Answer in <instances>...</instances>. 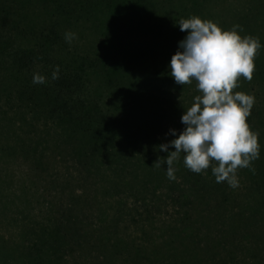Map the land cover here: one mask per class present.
Listing matches in <instances>:
<instances>
[{
    "label": "trees",
    "instance_id": "1",
    "mask_svg": "<svg viewBox=\"0 0 264 264\" xmlns=\"http://www.w3.org/2000/svg\"><path fill=\"white\" fill-rule=\"evenodd\" d=\"M219 3L0 0V120L25 137L17 145H3L1 151L30 159L31 169L46 176L50 163L47 150L54 152L66 144L81 170L98 174L110 170L118 177L113 179L115 185L129 183L124 180L127 175L140 182V171H145L151 177L146 184L152 182L155 189V183L159 186L167 178V165H155L168 154L159 146L171 140H158L162 120L167 111V117L181 120L184 108L199 94L195 81L177 85L168 68L179 41L187 35L177 24L181 18L199 16L225 30L239 25L246 35L258 38L261 47L254 58L253 78L248 81L240 77L233 92L264 100V0H243L240 9L225 7L221 12L215 10ZM225 10L232 24L222 14ZM66 32L76 34L71 42L65 40ZM57 66L58 78L52 79ZM34 73L44 75L46 83L33 84ZM162 89L169 96L165 101L160 99ZM260 108L251 109L246 118L258 133L259 158L244 171L250 180L244 185V193H237L226 182L217 183L210 167L199 174L190 171L184 166L183 154L180 163L173 165L177 167L175 179L169 183L178 222L165 231L159 244L147 245L135 238L106 239L103 227L76 214L75 205L81 199L67 205L42 196L34 199V205L27 183L21 185L24 204L12 215L10 208L16 206V200L4 194L2 181L0 190L6 197L1 198L0 224H13L17 229L10 236L0 233V264H97L84 260L94 251L97 253L92 257L100 264H263L264 120ZM128 111L133 118L141 112L143 122L123 130ZM141 129L142 137L137 136ZM51 130L58 137L45 142L44 135ZM148 165L156 169L155 174L148 171ZM34 185L37 187L38 181ZM55 185L52 181L50 186ZM50 186H44V193ZM41 201L46 203L39 206ZM120 202L123 206L124 201ZM229 203L237 209H231L235 215L228 212L227 218L238 217L237 223L248 225L239 230L231 222L229 231H221L218 243L210 240L201 244L196 223L211 220L220 209L227 212ZM35 207L37 212L32 210ZM145 222L152 224L153 220ZM96 231H101L97 238ZM147 233L148 239H155L144 229L143 234ZM243 236L249 237V244L242 241ZM183 239L189 242L184 244Z\"/></svg>",
    "mask_w": 264,
    "mask_h": 264
},
{
    "label": "rangeland",
    "instance_id": "2",
    "mask_svg": "<svg viewBox=\"0 0 264 264\" xmlns=\"http://www.w3.org/2000/svg\"><path fill=\"white\" fill-rule=\"evenodd\" d=\"M219 2L220 3L215 6V10L220 12L225 7L240 9L243 4V0H219ZM222 14L224 16L226 15L228 21L227 23L232 24V18L227 15V10L222 12ZM239 34L241 36L246 35L242 31H240ZM262 55L264 56V49L262 51ZM169 88L172 89L175 94L176 88L174 85H171ZM164 91L165 90L162 89L160 93L161 101H165V99L169 98L168 93H165ZM180 94L181 92L178 93L179 101L182 100ZM164 105L166 106L167 104ZM257 105L261 107V116H263L264 120V100L255 98L251 109L255 108ZM164 111H166V109ZM126 116L127 120L123 130H127L130 125H132L131 129H133L135 125H141L143 122L141 112L136 113L133 118L132 115H129L128 111ZM167 116L168 111L166 112L165 118L162 120L164 123L162 124V127H160L163 131L161 134H157V137L159 138L158 140H161L162 138H171L172 140L176 137L171 135L170 130L175 129L177 134L183 130L181 120L175 117ZM146 129L148 132L150 131V129ZM159 130L160 129L157 128L156 133L159 132ZM154 131L155 129L153 132ZM143 132V129L139 130L137 136L140 134L142 137ZM21 134L22 132L16 127H11L7 122L0 120V147L5 144L17 145L18 143H22L25 137ZM44 137L46 138L45 142L51 143L58 137V135L54 133V130H51L50 134L44 135ZM153 145L156 146L154 143ZM147 146L152 148L148 144ZM133 149L135 151V149H139V146ZM143 150L145 151L142 147V151ZM47 152L50 158V163L47 171L48 173L44 176V173L39 175L35 172V170L31 169L32 164L30 159H25L23 156H20V154L3 152L0 149V183L3 181L1 184L3 189L5 188V190H3L4 194L6 196L9 195L16 200V206L10 208L12 215H16L24 204L21 185L23 183H27L31 187L29 199L33 201L34 205V199L36 197H39L40 199L50 198L53 201L63 202L67 205H73L77 199H81V201L75 205V210L77 211L76 214H78L81 218L91 221L96 226L103 227L101 231L106 232V239L109 236L112 241L116 239L135 238L139 242H147V245L152 244V242L159 244L161 243L160 241L165 238L164 234L167 232L166 230H168L172 224H177L178 221L176 218H178V208L174 206L176 204L172 200V196L174 194L172 192L173 186L169 185L170 180L168 178L163 179L165 181L159 184V186L155 183L154 189L152 182L146 184V181L151 179V177L149 178L150 174L148 175L145 171H140V182H138V180L133 181L131 175H127L124 177V180L127 182L130 181L129 183L115 185L113 179H118V177L113 176V173L110 170L105 171L104 169L102 172L103 174H98L95 170L91 173L81 170L80 166L78 167L77 162L73 159L71 150L66 144L65 148L61 145L54 152H52L51 148L47 150ZM137 155H140V153ZM182 155L183 153L180 154L179 158L174 162V165H178L180 163ZM166 156L167 154H164L161 158L164 159ZM151 163H153V161H151ZM174 168L177 167L174 166ZM209 169H211V166ZM246 169L247 168H238L237 170V178L239 182V186L235 188L237 189V193L243 194L245 191V183H250V180L247 179V176L245 175L246 172H244ZM152 170H154L152 173L155 174L156 169H154L152 165H148V171ZM43 178L47 181V183H49V186L52 181L56 183L55 186H50V190L47 191V193H44L43 191L44 186L47 184ZM37 181L38 186L36 187L34 184H36ZM6 196H3L2 190H0V204L2 203L1 198H5ZM121 200L125 202H122L123 206H121ZM41 202L39 206H41L45 201ZM232 203L234 204V202ZM228 205L229 206L227 207L229 210L227 212H223L222 209H220L216 212L217 214L211 218V220L196 223L199 228V239L197 240H199L201 244L205 245L206 242L210 240L218 243L221 237V231L223 229H225L223 232L229 231L232 223L240 227L238 228L239 230L248 225L244 222L237 223L238 217L235 219H228L226 214L231 212L232 215H235V212L231 211V209H237L235 205L231 208V203ZM32 210L33 212L38 211L36 207ZM152 220V224H148L146 222L144 223V221L151 222ZM143 225H145V227H143ZM16 229V225L13 224H7L6 222L0 224V233L5 236H10V234ZM144 229H147V232L150 231L153 233V237L155 239H148L149 234H143ZM101 231H96L94 237L97 238ZM241 239L246 244H249L250 242L249 237L247 236H243ZM183 242L185 244L189 241L183 239ZM146 248L147 250H150L149 246H146ZM96 253L97 251H94L92 255ZM92 255L88 254L87 258L83 259L87 263L94 261L97 264H100L98 263L100 260L97 257H92Z\"/></svg>",
    "mask_w": 264,
    "mask_h": 264
},
{
    "label": "clouds",
    "instance_id": "3",
    "mask_svg": "<svg viewBox=\"0 0 264 264\" xmlns=\"http://www.w3.org/2000/svg\"><path fill=\"white\" fill-rule=\"evenodd\" d=\"M177 24L187 35L170 59V76L177 85L195 81L199 94L184 108V129L179 134L170 130L176 138L159 146L168 154L155 165L166 164L167 178L174 180L173 165L183 153L184 166L190 171L199 174L211 166L217 183L226 182L237 188V170L248 168L252 160L259 158V143L258 133L246 119L254 98L233 89L239 87L240 77L248 81L253 78L254 58L261 44L256 37L241 36L243 29L239 25L225 30L199 16L181 18ZM75 35L66 32L65 40L71 42ZM58 72L57 66L52 79L58 78ZM32 83L45 84L46 78L34 73ZM170 148L175 150L169 151Z\"/></svg>",
    "mask_w": 264,
    "mask_h": 264
}]
</instances>
